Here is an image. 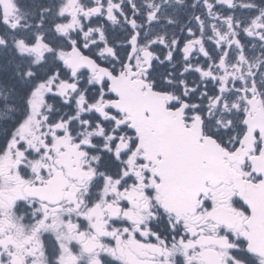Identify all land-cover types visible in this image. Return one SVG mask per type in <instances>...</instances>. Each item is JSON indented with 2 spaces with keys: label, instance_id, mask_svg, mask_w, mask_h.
<instances>
[{
  "label": "flooded vegetation",
  "instance_id": "1",
  "mask_svg": "<svg viewBox=\"0 0 264 264\" xmlns=\"http://www.w3.org/2000/svg\"><path fill=\"white\" fill-rule=\"evenodd\" d=\"M41 1L12 0L26 8L17 17L22 35L41 50L55 33L58 49L54 80L41 85L49 87L41 88L42 110L28 94H13L16 110L0 132V264H264V249L250 252L246 239L263 245L264 233L251 231V210L232 182L206 184L191 211L162 207L165 152L149 146L146 158L108 78L169 94L170 111L138 108L148 139L157 120L162 125L157 113L169 133L199 128L240 180L258 185L264 0ZM40 4L55 26L44 35L40 17L31 36ZM5 26L15 36L16 27ZM81 56L101 69L73 74L68 57L74 64Z\"/></svg>",
  "mask_w": 264,
  "mask_h": 264
},
{
  "label": "water",
  "instance_id": "2",
  "mask_svg": "<svg viewBox=\"0 0 264 264\" xmlns=\"http://www.w3.org/2000/svg\"><path fill=\"white\" fill-rule=\"evenodd\" d=\"M0 5L5 15H12L13 7L9 0H0ZM134 91H132L131 88H127L125 86H123L120 91V97L123 99L122 105L126 111H128L127 102L138 105L146 101L140 99L137 89ZM130 115L131 117H134V121L141 117L140 114H136V110H133ZM159 116L161 115L159 114ZM153 119L154 121L156 119L154 114ZM156 132L157 133L153 136V141H148L147 139L146 144H150L152 142V144L156 147V143L160 141V135L163 134V132H159L158 130H156ZM168 135L172 139L168 140V142L173 143L174 149H165V166L169 167V170H171V175L165 178L163 183L158 188L159 192L163 196V208L170 212H177L184 210L183 208L188 205H192L193 200L190 199L192 197L184 192V188H188L187 185L190 182L189 179L185 177V175H187L189 172H193L198 173L201 175V177H203L202 183L207 180H211V182L214 183L221 181L220 179L234 182L235 186L237 185L236 188L239 191L241 199L253 210L254 215L257 216L263 212L262 220L264 223V203L258 205L262 196L264 197V193H262L264 184L260 186H254L243 183L229 168L223 164H220L216 159L221 155V151L213 140L206 139L205 145L203 144L200 148L194 146L197 141V138L194 134L181 133L180 136L174 134ZM148 137L149 135L147 134L146 138ZM145 149L147 152L151 151L150 149L148 150L147 147ZM182 168L184 170L181 172ZM176 173L179 175L175 176ZM168 178L170 180H168ZM189 190L192 189L189 188ZM250 249H257V245L251 242Z\"/></svg>",
  "mask_w": 264,
  "mask_h": 264
},
{
  "label": "rangeland",
  "instance_id": "3",
  "mask_svg": "<svg viewBox=\"0 0 264 264\" xmlns=\"http://www.w3.org/2000/svg\"><path fill=\"white\" fill-rule=\"evenodd\" d=\"M33 23V22H32ZM33 26H34V23H33ZM64 49H66L65 47H64V45H62L61 47H60V51H62V50H64ZM64 55H65V53H62V56L61 57H64ZM66 56V55H65ZM39 59H41V54H39L38 56H37ZM60 57V58H61ZM58 58H59V56H58ZM59 60V59H58ZM50 78H52V81L54 80L53 78V76H51ZM41 85H42V83L41 84H39V89L38 90H36L33 94H32V96L30 97V99L31 100H33L32 101V108H34V109H39V110H42V104H41V107L39 108V102L41 101V95H40V92H41V88H45L44 89V94L46 93V91H48V89H49V87H48V82H45L44 83V87H41ZM4 110V111H3ZM3 110H1L0 111V122H2V120H3V118L2 117H4V115H8V113H7V110H5V109H3ZM25 124V123H24ZM20 129V128H19Z\"/></svg>",
  "mask_w": 264,
  "mask_h": 264
},
{
  "label": "trees",
  "instance_id": "4",
  "mask_svg": "<svg viewBox=\"0 0 264 264\" xmlns=\"http://www.w3.org/2000/svg\"><path fill=\"white\" fill-rule=\"evenodd\" d=\"M0 64L4 65L7 68V60H5V52L0 54ZM11 68V67H10ZM11 73H6L5 78L7 81L15 88V91L19 95H24L27 93L29 86L28 85H21L20 81H16L17 78H10Z\"/></svg>",
  "mask_w": 264,
  "mask_h": 264
}]
</instances>
